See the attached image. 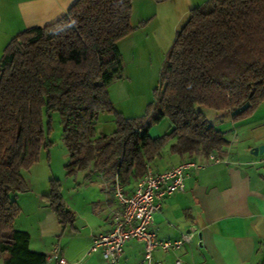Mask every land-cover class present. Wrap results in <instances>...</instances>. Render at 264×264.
Returning a JSON list of instances; mask_svg holds the SVG:
<instances>
[{
	"label": "trees",
	"instance_id": "obj_1",
	"mask_svg": "<svg viewBox=\"0 0 264 264\" xmlns=\"http://www.w3.org/2000/svg\"><path fill=\"white\" fill-rule=\"evenodd\" d=\"M162 2L165 0H154ZM133 0H76L57 21L23 29L0 58V254L4 264H46L30 249L28 231L14 226L27 190L22 171L54 143L44 126L57 111L69 160L66 173L115 166L124 184L171 140L170 153L208 155L228 140L197 107L250 113L264 99V0H207L190 10L176 32L159 74L155 99L142 117L118 112L108 87L123 76L118 42L134 30ZM114 116L110 134L96 133L100 114ZM163 118L168 132L152 137ZM63 226H72L62 184L49 179L43 195Z\"/></svg>",
	"mask_w": 264,
	"mask_h": 264
},
{
	"label": "crops",
	"instance_id": "obj_2",
	"mask_svg": "<svg viewBox=\"0 0 264 264\" xmlns=\"http://www.w3.org/2000/svg\"><path fill=\"white\" fill-rule=\"evenodd\" d=\"M75 1L0 0V58L13 36L25 28L57 21ZM226 113L214 115L215 127L228 140L213 153L219 162L190 170L184 190L161 200L154 213L152 228L159 238L175 240L190 232L192 240L179 249H155L151 264H264V99L240 118L233 119L231 112ZM174 143L171 139L147 167L163 171L182 161H202L207 156L170 153ZM54 146L46 153L47 171L39 169L43 150L38 162L23 170L28 175L22 171L27 190L16 196L21 212L14 226L23 222L18 229L29 232L32 251L47 255L58 245L68 264H105L102 253L89 251V247L93 235L107 232L115 224L119 210L114 197L117 170L109 165L100 172L89 168L67 174L69 154L62 141L56 173L51 152ZM258 146L262 150L254 154L253 148ZM51 177L62 184L64 204L75 215L72 226L60 224L43 198ZM138 178L130 177L122 184L125 193L133 192ZM0 264H4L1 254ZM46 264L58 263L51 260ZM117 264H147L142 242L128 240Z\"/></svg>",
	"mask_w": 264,
	"mask_h": 264
},
{
	"label": "rangeland",
	"instance_id": "obj_3",
	"mask_svg": "<svg viewBox=\"0 0 264 264\" xmlns=\"http://www.w3.org/2000/svg\"><path fill=\"white\" fill-rule=\"evenodd\" d=\"M207 0H133L131 25L133 32L118 42L123 58V76L108 87V93L115 109L128 118L142 117L155 99V90L159 85V74L166 52L173 43L176 32L187 21L190 10ZM201 110L209 121L216 125L215 114L225 116L224 111H215L202 106ZM44 126L55 145L52 149L53 167L57 173V156L62 143V125L57 111L50 112L49 125L44 115ZM170 121L163 118L150 128V135H162L169 131ZM96 132L110 134L115 129L114 116L108 113L99 115ZM47 150L41 153L39 163L47 171ZM23 171L26 176L29 172ZM40 172V171H39ZM41 174L39 173V177ZM79 178V177H78ZM66 186V185H65ZM18 195V194H17ZM16 195V196H17ZM19 223H16L18 228Z\"/></svg>",
	"mask_w": 264,
	"mask_h": 264
},
{
	"label": "built area",
	"instance_id": "obj_4",
	"mask_svg": "<svg viewBox=\"0 0 264 264\" xmlns=\"http://www.w3.org/2000/svg\"><path fill=\"white\" fill-rule=\"evenodd\" d=\"M209 162H219L215 154H208L204 160L188 159L163 171L147 167L144 175L138 178L132 193H125L120 182L114 184V197L119 205L115 224L107 232L92 236L89 251H100L105 264H117L125 243L130 239L142 242L144 260L152 263L155 249H179L192 240V233H185L179 239H161L152 228L154 213L161 200L185 188V178L192 169H201ZM264 167V163H263ZM56 260L58 264H68L62 249L55 245L46 255V262Z\"/></svg>",
	"mask_w": 264,
	"mask_h": 264
},
{
	"label": "water",
	"instance_id": "obj_5",
	"mask_svg": "<svg viewBox=\"0 0 264 264\" xmlns=\"http://www.w3.org/2000/svg\"><path fill=\"white\" fill-rule=\"evenodd\" d=\"M261 150H262V146H258V147H254L252 152L254 154H257L258 152H261Z\"/></svg>",
	"mask_w": 264,
	"mask_h": 264
}]
</instances>
